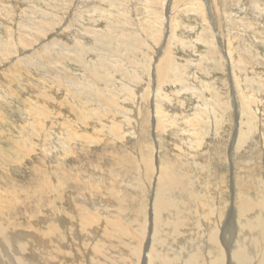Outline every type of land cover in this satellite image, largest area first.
<instances>
[{"label":"rangeland","instance_id":"1","mask_svg":"<svg viewBox=\"0 0 264 264\" xmlns=\"http://www.w3.org/2000/svg\"><path fill=\"white\" fill-rule=\"evenodd\" d=\"M49 1L50 2H48V4H52L54 6L57 4L56 7H53V9H51L52 11L50 10L51 12H58V14L60 12L62 15L66 16L72 13L69 12L65 14V10H63L64 7L59 1L58 3H56L57 1ZM78 1L79 0H69L68 5L70 6V9H72V11L76 9L74 8L75 6H78ZM117 1L113 0V2H111L110 0V2L108 3L107 0H83V2H80L82 4L81 6L87 8H85L86 10H91L92 8L94 9L96 6V8L98 9H102V7L104 9H102V11L101 9H99L98 12H95L96 14H94V18H97V22L90 21L89 18L91 17H88V15L90 16L91 14H85L87 15L85 17L87 19L84 20L86 22L85 24H87L86 26H89L90 29H96L97 27L98 30H101L106 33L109 32L110 34L113 33L116 35L117 38H119V36H117V33L123 34L121 32L122 29L119 30L118 28H112L108 30V27L110 26L111 22L115 21L111 18L117 16L115 14L110 15V13L118 11L120 12V10L122 9L120 14H122L123 11L127 13L126 15L128 19H125H130L131 22V24L128 26H132L136 34L141 37L139 39V42L141 43L143 41L142 44H137V48H133V39L129 38L128 36L125 40L122 39V44L119 43L118 40L113 38V47L110 48L104 46L102 47V50L98 45H96V37L82 30L80 28L79 23H77L75 25L76 27L74 26L73 28L69 29V32L70 34L72 33V35H69V33H64L62 35V31L64 32V30H62L63 28L62 26H60L59 28L55 29L56 31L53 30L52 32L43 36V39H41V41L33 47L24 48V51H22L23 54L30 53L35 48L42 46L45 42L54 40L55 37L61 38V41H67L69 44H71L76 42V38L74 36H77L79 39H81L84 44H86V46H90V48H93L90 52H84L87 53L83 57L84 64L81 63V60L79 59L72 60L74 58H68L69 60H61V64H56L54 66L55 70L57 67L61 71L60 75L64 74L62 73L63 69L67 72L68 76L72 74L75 77L78 76L82 79L83 77H86L87 79V76L84 75L86 73V70L83 69L85 68V63L89 67H91V69H93L94 66H104L101 69H106L110 71L107 72L108 77H112L111 80H109L108 82L109 87L107 86V89L110 91L108 96L114 95L118 99V101H120V105H122V108L124 110L123 114L121 115V113H109L106 116L104 112H102L100 113V115L104 114L105 119L102 118L96 120V118H90L83 122V116H85V114H87L88 112H91V109L97 107V105H94L92 107L88 102L89 105L86 104L85 108L78 106L76 114V112L70 108L69 104L66 103V105H64L61 110L65 111V116L70 117L71 120H75V122L78 123V126L80 127V130L77 128V131L79 132L78 134L80 135L77 137H73L68 142H66L68 139V134L67 132H65L66 130L64 128V124L66 123L69 126H73L72 123L75 122L71 123L70 120L68 118H65V116L63 115L53 117V123L49 122L47 120L48 118L45 119L43 117H40L41 120H45V128L47 127V123L51 125H49L48 129L52 128V133L49 132L50 134H48L46 131H44V128H42L39 130L40 132H38L37 134H33L31 121L37 119L35 118L37 117V115L35 114L33 115V117L29 115L30 112L28 111V109H32L31 112H33L34 107H36V104L41 108L40 105H44V102H50L51 97L41 95V91L45 89L48 92L55 90V92H57L56 96H62V100H65V98L67 97V91L65 89L59 90L60 86H55L58 84L55 80L49 81L50 77L45 75H47L49 73L48 71L50 70L46 68H41V70H38V67L36 65H30L28 67L25 66L27 70H19V74H16V77L15 79L13 78V82L11 84L13 94L10 96L9 92V95L5 96L6 94H3V91L7 89L2 85H4L6 80H3L4 76L2 70H6L5 67L8 68L12 60L16 59L18 56H12V59L10 58V60L2 59V61V57H0V73H2L0 76V81L4 82L2 85L0 82V114L2 115L1 117L3 118V120H5L4 122H0V131L3 132L2 136L0 133V142L2 144V149H0V176H3L5 174L4 177L7 179V181L4 180V184L2 185L7 187L6 184L11 185V183H15L16 185H19L22 189V187L26 188L27 186H29L31 188L34 185H38L36 180H39L40 182V179H44L45 181V183H43L42 181V183L40 184L45 185L49 178L52 184H57L56 182L58 179V182H62V179L67 180L69 178H72V182L74 180L76 182L79 181L85 184L83 189L80 190L77 186L78 184L68 182L67 186L69 187L68 190L70 191L67 192V194H69H65L64 197L60 198L62 205V213L66 215V219H69V221L75 223L74 225H69L72 234L78 233V236L84 234V239L82 240H85L86 238L90 239L91 236H94V229H97L98 231H100V233H102L103 231L101 229L102 226L96 223H92V225H87V227L83 224L81 225L79 221V216L77 215L78 213L75 212V207L77 205H75L76 203L74 201L77 200H84L86 203L89 204L94 201L93 203L99 205L100 209L102 207L106 209L105 204H109L111 207L110 211H114L113 214L115 213L116 215L118 213L117 215H125L127 218L132 217L136 219L135 216H140L142 213H145L147 217L149 215L147 221L149 220L148 229L150 231H148L151 233L150 225L153 218L152 205L154 195L158 187L157 175H159L156 161L157 163L168 162V164H171L173 166L176 172L183 176L182 179L184 183L194 185L192 186V190L193 194L195 193L194 198L196 200V204L201 202L203 203L197 204L198 209L207 210L210 207V213L206 215H204L202 212L196 211V215L199 213L201 216L200 217L199 215H197V217L199 216V220L197 224L198 226L196 225L198 228L195 227L197 229L196 231L198 232L200 230H203L205 228L204 224L210 225L214 219V216H216V214H219L217 216H219L221 225L224 226L226 230L224 232L222 230V232L220 233L222 239L224 241H228L230 238H236L238 236V229H235L234 226L231 224L229 220V213L233 209L237 211V204H239L238 200L240 196L239 193L242 192L241 190H244L245 193L252 195H256L258 192L262 193V190H260L257 184L259 180V177L257 176L258 174H263L262 176L264 177V145H262V136L260 130H258L260 128L258 127V129H255L254 126L250 125L253 129V132H255L251 134L240 145H232L233 134H237V132L240 130V127H237L240 125H238L236 122L239 121L240 117L237 118V116L240 115H237V109L236 107H234V103H236L237 106L241 99L245 103V88L248 89L247 92H250L249 94L252 96H256V93H259L263 90L261 93L264 96V5L259 6L258 4H251L248 2L249 4L246 3V5H244V9H242L241 12L236 13L235 11L239 9L237 7H241L242 5L237 4L236 2L238 1L234 0H184L185 2L183 0H179L181 3L178 0H166L164 2L162 1L163 3H160L156 0H119V2ZM173 1L174 3H172ZM262 1V3H264V0ZM11 2L13 4L15 3V7L8 6L11 4ZM33 2L36 3V5L40 4V0L7 1L5 11H3V13H0V38L6 36L7 29H5V26H8L9 29L12 30V37L17 36V34H19L20 26L18 22L21 16H23L22 11L26 10L28 7L31 8L30 5H32ZM199 3H201V6L204 8H202ZM242 4H244V2H242ZM247 5L252 6L248 7ZM118 7L119 10H117ZM194 8L196 10H194ZM14 9L16 11H14ZM204 11L205 15L203 16L202 12ZM92 13H94V11H92ZM1 15L3 17H1ZM228 16L229 19L227 20ZM174 18L179 19L180 23L178 22V27L175 29V34L177 38L174 37L171 40L170 37L172 34L171 29L169 30V23L172 22V19ZM143 21H145L146 23ZM77 27H79L80 29ZM57 30H62L60 35L61 37H58L59 32L57 33ZM82 34L85 37H83ZM212 35L215 37L213 38L212 43L207 42V39L212 38ZM89 36L91 38H89ZM238 39L240 40L238 41ZM125 41L128 42L126 43ZM169 43H171V45ZM118 44H120V48H122V50L120 49L118 51L119 54L116 55L115 53H112L110 51L109 53L106 52L110 49L111 51H114L112 49L119 46ZM167 44H169L170 47H168ZM94 45H96L98 48H94ZM16 47L20 49L19 45ZM226 47L228 49H232L233 52L235 50H238L237 52H243L241 53V57H245L243 58L242 64H244L243 68L245 67L246 69L244 68L245 71H243V69L241 68L242 70H239L240 72H238L240 76L238 78V80H240L239 84H236L235 81H233V67L230 65L228 58V50ZM129 49H133V52H130ZM161 49L162 51H160ZM166 50L169 51V56L171 58L170 61H173L171 63L173 66L175 64L176 70L174 69V71H170L171 73L167 72V74L169 75L166 74L167 76H165V78H163L164 74L162 75V80H160L161 83L164 82L162 83V93L160 92L158 95H155L154 90L158 85L156 77L157 71H155V66L158 64V60L160 59V57H164L166 55V52L164 54V51ZM131 54L133 55L131 56ZM28 56L25 55L19 57ZM48 57L51 56L48 54ZM119 59L121 61H119ZM145 60H147V62ZM101 61L104 62V64ZM117 61L119 62L118 65L116 64ZM137 61L140 63H138ZM123 64H127L128 66V74L127 72L125 73L127 75L121 73V69L118 68V66ZM191 64L193 65V67ZM146 65L147 67H145ZM167 65L169 66V64ZM148 66L152 67L150 71L151 80L148 79V73H150L148 71ZM168 66L167 69L170 68ZM238 67L239 65H237V68ZM115 69H119V72H116ZM111 70L115 72L114 76ZM134 73H138L139 79H128V77L130 78V75H133ZM177 75H179L180 78H172ZM88 78L91 77L88 76ZM16 79L17 81H15ZM195 80L212 82L215 86H213V89L201 88L200 84H196ZM152 81L154 84L152 83ZM121 83L122 85L124 83L131 85L130 88L132 89V93L128 92L130 91L128 90L126 94L121 88ZM214 87L216 91H214ZM142 91L145 92L141 98V95L139 96V93H142ZM18 93L19 95H17ZM38 96H40V98ZM43 96L45 97L43 98ZM216 97L221 99L220 101L222 102V104H224V106L226 105L225 103H227L228 108L225 107L226 111L224 110V108L222 109L218 103H215L214 99H216ZM211 98L212 100H210ZM155 99L160 100L161 104H163V109H165L161 114L163 117L161 119V123L163 121L165 122H163L164 124L162 123L161 126L164 127L160 128V126L157 130H155L156 126L154 125L157 120L152 115L154 114V105L156 103ZM24 101L26 102L24 103ZM207 101H209L214 106L219 105L216 107V109L218 112H220V114L224 115L223 120L221 121V123H219V126L217 127L218 133L216 136L213 135V130L209 129L211 124H206L205 122L203 126L206 127L204 128V130H207V134L204 135V138L202 139V142L200 144L198 143V141H194L191 146L188 144V141L184 142L182 140L184 132L179 131L177 128H179V124L183 121V115L192 116V114L200 112L202 110L201 108H203L204 103ZM102 108L98 109L101 110ZM252 108L254 109V105H252ZM124 114L127 116L126 118L125 116L123 117ZM89 115L90 114H87L88 117ZM112 115L117 116V121H121L123 123L125 122L124 124L126 125L124 129H127V126H133V124L135 123L134 121H136L134 119L138 118L139 122L136 130V132H138L137 135L127 133L123 141L121 140L122 137L120 138L119 136L118 138H116L117 136H113V133H111V131L113 130L109 129V127L106 125L108 123L106 118H109ZM128 117L130 118V120ZM170 117L171 119L173 118V122L168 120ZM241 118L245 122H247L248 120L247 115L246 117L245 115H243L241 116ZM242 119V130L243 128H245L244 130H247V124L245 123L246 125H244ZM28 120L29 124H27ZM109 120V122L111 123L112 117ZM62 121L63 125H55L57 122L62 123ZM99 124H104L102 126V129L107 131L103 135L95 133L97 135L96 136L94 132H99L98 130L101 129L99 128ZM38 128H41V125L38 126ZM210 128H212V126ZM30 130L32 132H30ZM28 131L30 132L28 136L30 138L27 137ZM39 133L42 136H39ZM47 134L50 136H47ZM25 141H27L28 143ZM9 146H14V148L16 147L15 149H13L14 152H19L21 149L24 148V146H28L29 153H24L20 151L16 154L17 156H14L13 153L11 156V152L8 151ZM44 153L46 154L44 155ZM157 154L159 156L158 160ZM153 155L155 156V159H153ZM143 158L152 159L154 169L148 171L145 164L143 163L145 162ZM40 162L43 164H41ZM35 173L37 176H35ZM39 173H42V177L38 176ZM44 175H46L48 179L46 176L44 177ZM32 177H38L39 179H32ZM245 180V185L241 186L240 183ZM45 188L46 186H44V189ZM49 196L51 198L52 194H49ZM68 196L73 199L72 202H69V200L66 199L68 198ZM40 197L41 195L38 194V197H36L34 201V209L36 210L34 213L35 220L33 221L38 223L40 222L38 225L45 226L49 223V221H46L49 220L52 216L50 215L51 212L48 213L45 211L47 210L46 206L47 202L49 201L48 197L45 196L42 199ZM45 198L47 200H45ZM101 204L104 206H101ZM38 206H41V209H43V211L40 213ZM214 208H216V211L212 212L211 210H213ZM237 221L238 220L235 217V226L237 224ZM27 223L29 224L28 221L24 222V224ZM201 223L204 224L202 225ZM84 224H86V222ZM234 229L236 230V233L233 232ZM184 233L185 234L181 236H184V239L186 238V235L188 236L192 234V232L187 231V227ZM149 235H147V238H149ZM198 235L199 234L197 233V238ZM200 236L202 237V234ZM145 242L147 243V240ZM77 243L82 244L81 241ZM74 244L75 245H73V247L77 248L76 246L78 244Z\"/></svg>","mask_w":264,"mask_h":264},{"label":"bare ground","instance_id":"2","mask_svg":"<svg viewBox=\"0 0 264 264\" xmlns=\"http://www.w3.org/2000/svg\"><path fill=\"white\" fill-rule=\"evenodd\" d=\"M7 1L8 0H0V13H3V11H5V6L7 4ZM53 1H57L56 3H58V1H59L61 3V5L64 7L63 10H65V14L69 13V12H72V13L69 14L68 16H66V15H62L60 12H59V14H58V12H56V13L51 12L52 11L51 9H53V7H56L57 4L55 6L52 4H48V2H50L49 0H40L39 5H36V3L33 2L32 5H30L31 8L28 7L26 10H23V8H22V10H23L22 15L23 16H21V18L18 22L19 26H20L19 34H17V36L12 37L13 36L12 30L9 29L8 26H5V29H7L6 36L0 38V57H2L1 61H2V59L3 60H10V58L12 59V56H18L16 59L12 60V62L10 63V66L8 68L5 67L6 70H2L3 76H4L3 80H6V81H5V83L2 81H0V82H1V85L4 83V85H2V86L7 89V90L3 91V94H6L5 96L9 95V92H10V96L13 94L11 84L13 82V78L15 79L16 74L18 72H20L19 70L20 69L25 70L26 67H28L30 65H36L38 67L37 68L38 70L39 69L41 70V68L42 69L46 68V69L50 70V71H48L49 73L45 76L50 77L49 81L55 80L58 83L55 86H60L59 90L65 89L68 93L65 100H62V96H60V97L56 96L57 92H55V90H52L53 92L52 91L48 92V91H46V89L41 91V93H40L41 95H46L47 97H51V98H50V102L46 101V103L44 102V105H40L41 108L36 104V107H34L33 112H31L32 109L31 110L28 109V111L30 112L29 115H31V116H33L35 114L37 115V117H35L37 119L31 121L32 128H33V134H37L38 132H40L39 130L42 128H44V131H46L48 134H50L49 132H51L53 129L51 127H50L51 129H48L50 124L47 122H46L47 127L45 128V120L44 119L41 120L40 117H43L45 119L48 118L47 120L49 122L53 123L54 122V120H52L53 117L62 116V115L65 116V114H66V113L64 114L65 111H62L61 109H62V107H64V105H66V103H68L70 108L72 110H74L75 112H76L78 106L85 108L86 104H88V102L92 107L94 105H97V107H94L91 109V112L87 113V114H90L89 117L87 116V114H85V116H83V118H82L83 122H85L86 120H88L90 118H96V120L102 119L105 117V115L107 116V114H109V113H115V114L121 113V115H122L124 110L122 108V105H120V101H118V99L114 95L108 96L110 91L107 89V86L109 84L108 83L109 80H111L112 77H108V75H107V72L109 70L101 69L104 66H94L93 69H91V67H89L85 63V68H83V69L86 70V73L84 75L87 76V79H86V77H83V79L79 78L78 76L75 77L72 74L70 75L72 77H70V76H68L67 72L63 69H62V73H64V74L60 75V72H61L60 69H58L56 67L57 71L55 70L54 66L56 64H58L60 62L62 63V61L69 60L72 58H74L72 60L79 59V60H81L80 62L84 64L83 57L87 54L84 52H90L93 48L92 47L90 48V46H86V44H84L81 41V39H79L77 36H74L76 38V42L73 41L74 43H71V44H69L67 41L66 42L61 41V38L55 37L54 40H50L48 42H45L42 46L38 45L39 46L38 48L34 47L35 49L32 52L27 53V54L22 53V51H24V48L33 47L34 45L39 43L41 41V39H43V36L52 32L56 28H59L60 26H62V28H63L62 30H64V32L61 30L62 35L64 33H66V34L69 33V35H72V33L70 34L69 29L73 28L77 23H79L80 28L82 30H84L88 34L96 37L95 38L96 39V45H98L101 49L104 46L112 48L113 43H114L112 41L113 38L118 40L119 43H121L122 39L125 40L126 37H128V36H129V38L133 39L132 41H133L134 47L133 46L132 47L137 48V44L140 43L139 39L141 38L136 34V32L132 26H130V27L128 26L131 24V22H130V19L126 20V19H128L127 15H126L127 13H125V11H123L122 14H120L122 9L120 10V12L118 11V12H111L110 13V11H109L110 15L115 14L117 16H115L114 18L113 17L111 18L115 21L111 22L110 26L108 27V30H110L112 28H114V29L118 28L119 30L122 29L121 32L123 34L117 33L118 34L117 36H119V38H117L116 35L113 33L110 34L109 32L108 33L103 32L101 30H98L97 27H96V29L95 28L90 29L89 26L88 27L86 26L87 24H85L86 22L84 20L87 19V18H85L87 15H85V14H87V13L91 14L90 16L88 15V17H91V18H89L90 21L97 22V20H96L97 18L96 19L94 18V14H96L95 12H98V10L101 8L98 9V8H96L97 7L96 6L94 9L92 8L91 10H86L87 8L84 6H81L82 4L80 3V2H83V0H79L78 6L77 7L75 6L74 8H76V9L72 11V9H70V6L68 5L69 0H52V2ZM107 1H108V3L110 2V0H107ZM115 1H117V0H115ZM123 1H125V0H123ZM156 1L161 3L162 1L164 2L166 0H156ZM234 1H238L236 3L239 5H242L241 7L240 6L237 7L239 9H237L235 11L236 13L241 12L242 9H244V5H246V3H248V2L251 4L252 3L258 4L259 6L264 5V3H262L263 2L262 0H256V1H253V0H234ZM30 2H32V1H30ZM93 2H95V1H93ZM111 2H113V0H111ZM117 2H119V0ZM242 2H244V4H242ZM172 3H174V1ZM89 5H91V4H89ZM185 5H186V3H185ZM199 5L201 6L202 4L199 3ZM8 6L9 7H15V3L13 4L11 2V4ZM202 8H204V7H202ZM102 9H103V7H102ZM102 9H101V11H102ZM7 10H9V9H7ZM117 10H119V7ZM194 10H196V9L194 8ZM14 11H16V10L14 9ZM92 11H94V13H92ZM199 11H200V9H199ZM157 12H158V10H157ZM218 12H220V11H218ZM99 13H100V11H99ZM176 13H178V12H176ZM202 14L204 16L205 11L202 12ZM98 15H100V14H98ZM128 16H129V14H128ZM1 17H3V16L1 15ZM68 17H69V19H68ZM10 18H11V15H10ZM67 19L69 20V22ZM228 19H229V16H228L227 20ZM230 19H231V17H230ZM235 19H234V21H235ZM143 22H145V21H143ZM178 22H179V19L174 18V19H172V22L169 23V30L171 29V34H172L171 37L169 35L171 40L174 37L177 38V36L175 34V29L178 27ZM147 23H149V22H147ZM140 25H143V24H140ZM126 26H128V27H126ZM144 26H146V25H144ZM77 28H79V27H77ZM61 31L57 30V33L59 32L58 37L61 35ZM115 32H116V30H115ZM77 33H79V32H77ZM83 37H85V36L83 35ZM158 37H159V33H158ZM89 38H91V37L89 36ZM213 38H215V37L212 35V38H210V39L208 38L207 42L212 43ZM85 39H87V38H85ZM239 40L240 39H238V41ZM198 41H200V40H198ZM130 42H131V40H130ZM142 42L140 44H142ZM168 42H169V40H168ZM169 44L171 45V43H169ZM169 44H167L168 47H170ZM18 45L20 46V49L18 47H16ZM96 45H94L95 46L94 48L97 47ZM116 45H117V43H116ZM118 45L119 46L112 49L114 51H111V49L108 48L110 50L107 49L108 51H106V52L109 53V51H110L112 53H115L116 55L119 54L118 51L120 49L122 50V48H120L121 47L120 44H118ZM132 50L133 49H129L130 52ZM227 50H228V58H229L230 65L233 67V72H232L233 81H235L236 84L237 83L239 84L240 80H238V78L240 76H239L238 72H240L239 70L243 69V71H245V69H246L245 67H244L245 69L243 68L244 64H242L243 58H245V57H241V53H243L241 51L237 52L238 50L237 51L235 50L233 52L232 49H228V48H227ZM104 51H105V49H104ZM160 51H162V49ZM167 51L168 50L164 51V54L166 52V55L164 57L163 56L160 57V59L158 60L159 61L158 64L155 66L156 67L155 71H157L156 77H157V81H158V85L154 90L155 95H158L163 90L162 83H164V82H162V83L160 82V80H162V77L164 76L163 78H165V76L169 75V74H167V72L174 71V69L176 70L175 64L173 66L171 63L173 61H170L171 58L169 56V51L168 52ZM48 54L51 57H48ZM25 55L26 56L29 55V56L28 57H19V56H25ZM132 55L133 54H131V56ZM109 58H111V57H109ZM136 59H137V57H136ZM119 61H121V60L119 59ZM134 61H136V60H134ZM145 61L147 62V60H145ZM102 63L104 64V62H102ZM118 63L119 62L117 61L116 64L118 65ZM138 63H140V62H138ZM46 64H47V66H46ZM133 64H134V62H133ZM167 64H169V66ZM147 65H149V64H147ZM147 65L145 67H147ZM237 65H239L238 68H237ZM167 66L170 68L167 69ZM142 67H143V65H142ZM192 67H193V65H192ZM118 68L122 70V71L120 70L121 73L125 74L127 72V74H128L129 69H127L128 68L127 64L120 65V66H118ZM151 68L152 67H149V69H148L149 72L151 71ZM119 69H115L116 72H119ZM197 69H198V67H197ZM256 70H257V68H256ZM32 71H30V72H32ZM257 72H258V70H257ZM1 74L2 73H0V76H1ZM112 74L114 76L115 72L112 71ZM127 74H125V75H127ZM148 74H149L148 79L151 80V72ZM172 74H174V73H172ZM179 75H177V76H179ZM88 76L91 78H88ZM130 76H131L130 78L127 76L128 79H130V80H136L137 78L139 79L138 73L137 74L134 73L133 75H130ZM177 76H174L172 78H180V76L179 77H177ZM168 79H170V78H168ZM230 79H231V77H230ZM95 80H97L98 82ZM15 81H17V79ZM126 81H128V80H126ZM195 82H196V84L197 83L200 84L201 88H205V89H207V88L213 89V86H215L212 82H204V81H198V80H195ZM126 83H128V82H126ZM152 83H153V81H152ZM146 84H147V80H146ZM121 85H122V83H121ZM130 87H131V85L124 83L121 88L127 94L128 90H130L128 92L132 93V89ZM147 89H148V87H147ZM144 90H146V89H144ZM245 90H244L245 91L244 97H246V101L244 100L245 103L243 102L242 99L240 100V102L238 101L239 104L237 106H236V103H234V107H236V109H237L236 113H237V115H240V116H237V118L240 117L239 121H236L237 124L240 125V126H237V127H240V130L237 132V134H235V133L233 134L232 145H234V144L236 146L240 145L251 134H253L255 131L253 132V129L251 128V126H254L255 129H258V127L260 128L258 130H260V133L262 136V145H264V96L261 93L263 90L260 91L259 93L255 92L257 94L256 96L253 95L255 97L250 95L249 94L250 92H247L248 89L245 88ZM214 91H216L215 87H214ZM144 92L145 91H142V93H139V96L141 95V98H142ZM146 93H148V92H146ZM17 95H19V93ZM38 97L40 98V96H38ZM44 97L45 96H43V98ZM123 99H125V98H123ZM210 100H212V98ZM220 100L221 99L218 97H216V99H214L215 103L216 104L218 103L221 106V108L222 109L224 108V110L226 111V108H228L227 103L223 102L226 104L224 106V104H222V102ZM247 101L250 103H248ZM25 102L26 101H24V103ZM219 105H217V106H219ZM252 105H254V109L252 108ZM217 106H214L209 101H207L204 103L203 108H201L202 110L200 109L201 110L200 112L194 113V114H192V116L191 115H183V118H182L183 121L179 124V128H177V129L179 131L184 132L183 133L184 136L182 137V140L184 142L188 141L189 142L188 144L191 145L192 143H194V141H198V143L200 144L202 142V139L204 138V135L207 134V130H204V128H206V127L203 126L205 124V122H206V124L207 123L211 124L212 128H210L211 127L210 126L209 129L213 130L214 136L217 135V133H218L217 127L219 126V123H221V121L223 120V117H224L223 114H220V112L217 111V109H216ZM98 108L99 109L102 108V109L99 110ZM86 110H88V109H86ZM164 110L165 109H163V104H161V101L157 99L156 103L154 105V114H152L154 116V118H156V120H157V122H155L156 124L154 123V125L156 126L155 130L159 129L161 124L164 122L163 121L161 123V119L163 118L161 114ZM126 111H127V108H126ZM102 112H104L105 115L104 114L100 115V113H102ZM0 113H1V111H0ZM76 114H77V112H76ZM243 115H245V117L247 115V117H248L247 122L243 121V119H242L243 117L241 118V116H243ZM1 116L2 115L0 114V122L1 121L4 122L5 120H3V118ZM124 116H125V118L127 117L125 114L123 115V117ZM111 117H112V120L110 123L109 119ZM111 117L106 118L107 122H108L106 125L109 127V129L113 130V131H111V133H113V136L114 135L117 136L116 138H118L120 136V138L122 137L121 140L123 141L124 137L127 133H132V134L137 135L138 132H136V130H137L138 122H139L138 118L134 119L136 121H134L135 122L134 124L132 123L133 126H131V127L127 126V129L125 128L126 129V131H125V129H124V127L126 125V124H124L125 122L123 123L121 121H117L118 119L116 118L117 116H115V115H112ZM65 118H68L71 123L75 122V120H71V118L68 116H65ZM133 118H135V117H133ZM172 119L170 117L168 120L173 122ZM241 119L244 122V125L247 124V128H246L247 130H244L245 128H243V130H242ZM129 120H130V118H129ZM140 120H141V116H140ZM169 123H171V122H169ZM27 124H29V120L27 121ZM58 124L63 125V121H62V123L57 122L55 125H58ZM95 124H97V123H95ZM40 125H41V128H38V126H40ZM72 125L73 126H71V125L69 126L66 123L64 124V128L66 130L65 132H67V134H68V139L66 142H68L73 137H77L80 135V134H78L79 132L77 131V128L78 129L80 128L78 126V123L75 122V123H72ZM99 125H100L99 128H101V129L98 130L99 132L95 131L94 134L99 133V135L100 134L103 135L107 130L102 129V126L104 124L103 125L99 124ZM192 125H194V126H192ZM235 125H236V123H235ZM141 127H144V126H141ZM162 127H164V126H161L160 128H162ZM166 129H168V128H166ZM31 130H30V132H32ZM30 132L28 131L27 137L29 136ZM0 133L2 136L3 132L0 131ZM48 134H47V136H50ZM74 134H76V135H74ZM82 134H83V132H82ZM122 134H123V136H122ZM39 136H42V135L39 133ZM82 136H84V135H82ZM143 136H144V134H143ZM28 138H30V137H28ZM120 138H119V140H120ZM9 140H10V138H9ZM14 141H15V139H14ZM14 141H12V142H14ZM25 142H27V141H25ZM32 143H35V142H32ZM15 148H14V146H9L8 151L11 152V156H12V153L15 156L20 151L24 152V153H29L28 152L29 151L28 146H24V148L21 149L19 152H14L13 149H15ZM0 149H2L1 142H0ZM45 154L46 153H44V155ZM4 156H5V154H4ZM27 156H29V155H27ZM146 156H148V155H146ZM47 158H45V159H47ZM149 158L148 159L143 158L145 160V162H143V163L145 164L148 171L149 170L151 171V169H154V164L152 163L153 162L152 159H149ZM158 158H159V156L157 154V160H158ZM153 159H155V156L153 157ZM57 160H58V158H57ZM39 161H41V160H39ZM41 164H43V163H41ZM116 164H119V163H116ZM156 164L158 166L157 170L159 171V173H158L159 175H157L158 176L157 177L158 187H157L156 193L154 195V200H153V205H152L153 206V211H152L153 218H152L151 225H150L151 226L150 227L151 233L149 232L150 230L148 229V221L149 220L147 221L149 215L147 217L145 213H142L140 216H135L136 219L132 218V217L127 218L125 215H117L118 214L117 212H116L117 213L116 214L117 216H116L115 213L113 214L114 211H110L111 207L109 204H105L106 209H104L103 207L100 209L99 205H97L96 203H93L94 201L92 203L90 202L91 204H89V203H86L84 200H81V201L77 200V201H74L76 203V204L75 203L74 204L77 205L75 207L76 208L75 212L78 213L77 215L79 216V221H80L81 225L83 224L87 227V225H92V223H96V224H99L100 226H102V228L101 227L100 228L103 230L102 233H100V231H98L97 229H94L93 230L94 236H91L90 239L86 238L85 240H82V239H84V234H82L81 236H78V233L72 234L69 225L70 224L74 225L75 223L72 221H69V219H66V215H64L62 213V210H61L62 205H61V199L60 198L64 197L65 194L66 195L69 194V193L67 194V192L70 191V190H68L69 187L67 186V184H68V182H72V180H71L72 178H69L67 180L62 179V182L61 181L58 182V180H59L58 179L56 182L57 184H52L50 181V178L48 179V177L46 175H44V177L46 176L48 179L45 185L40 184V183H42V181H43V183H45L44 179H40V182H39V180L38 181L36 180V182L39 186L34 185L31 188L29 186H27L26 188L22 187V189H21L20 186L16 185L15 183H11V185L6 184L7 187H5L4 185H2V184H4V180L7 181V179L4 177L5 174L3 176H0V264H264V192H263L264 191V177L262 176L263 174H258V176H257V177H259L257 184H258V187L260 188V190H262V193L258 192L256 195H252V194L245 193L244 190H241L242 192L239 193L240 196H239V200H238L239 204H237V211H235L233 209L229 213V220H230L231 224L234 226V228L238 229V233H237L238 236L236 238H230L228 241H224L222 239V237L220 236V233L222 232V230H223V232L226 230H225V227L221 225V221L219 220V216H217L219 214H216V216H214V219L210 225H206L204 223H201L202 225L203 224L205 225V228L203 230L198 231V232L196 231L197 229L195 227L198 226L197 225L198 220H199L198 217L200 216V214L198 213L197 215H199V216L197 217L196 211L202 212L204 215H206V214L210 213V211H209L210 207L207 210L206 209L205 210L204 209L203 210L198 209L197 204H201L202 202L196 204V200L194 198L195 193L193 194V190H192V186H194V185H189V183L188 184L184 183V181L182 179L183 176L181 174H179L178 172H176L174 170L173 166L171 164H168V162L167 163L166 162L165 163H157V161H156ZM180 170H182V169H180ZM4 171H8V170H4ZM41 174L42 173H39L38 176L40 177ZM35 176H37L36 173H35ZM37 178L38 177H32V179H37ZM72 183L78 184L77 186L80 190L83 189V187L85 185V184H83V182H79V181L76 182L74 180ZM245 183H246V180L242 181L240 183V185L241 186L245 185ZM187 185H188V187H187ZM44 186H46L45 189H44ZM95 187H97V186H95ZM96 189H98V188H96ZM196 193H197V191H196ZM38 194L41 195V197H40L41 199L45 196L48 197V199H49V201L47 202V206H46L47 210H45V211L48 213L51 212L50 215L52 217H50V219L46 221V222L49 221V223L45 226L38 225L40 222L38 223V222L33 221V220H35L34 219L35 218L34 213L36 210V209H34V201H35V198L38 197ZM49 194H52L51 198H50ZM66 199H68L69 202H72V200H73L70 198V196H68V198H66ZM45 200H47V199L45 198ZM89 201H91V200H89ZM38 204H40V203H38ZM59 204H60V206H59ZM101 206H104V205L101 204ZM38 208H39V213L43 211V209H41V206H38ZM48 208H50V209H48ZM215 209L216 208H214L211 211L215 212L216 211ZM121 210H122V208H121ZM142 210H145V209H142ZM203 214H202V217H203ZM211 215H212V213H211ZM216 217H217V219H216ZM235 217L238 220L237 224H236L237 227L234 225ZM206 219H207V216H206ZM27 221L29 222V224L28 223L24 224V222H27ZM85 222H86V224H84ZM186 227H187V231L192 232V234H190L188 236L186 235V238L184 239L183 238L184 236L183 237H181V236L183 234H185L184 231H185ZM228 229H229V227H228ZM235 229L233 231L234 233H236ZM190 230H194V231H190ZM83 231H84V229H83ZM197 233L199 234L198 238H197ZM149 234H151V235H149ZM201 234H202V237L200 236ZM91 235H92V233H91ZM147 235H149V238H147ZM223 236H224V234H223ZM78 240L81 241L82 244H78L77 243V242H79ZM146 240H147V243L145 242ZM74 243L78 244L76 246L77 248L73 247V245H75ZM231 244H232V246H231ZM73 250H74V253H73Z\"/></svg>","mask_w":264,"mask_h":264}]
</instances>
